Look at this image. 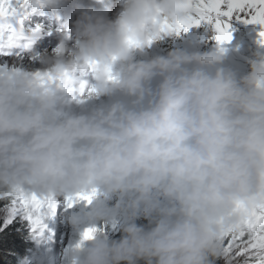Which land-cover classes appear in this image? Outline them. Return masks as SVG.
Listing matches in <instances>:
<instances>
[{
  "label": "clouds",
  "instance_id": "9594fccd",
  "mask_svg": "<svg viewBox=\"0 0 264 264\" xmlns=\"http://www.w3.org/2000/svg\"><path fill=\"white\" fill-rule=\"evenodd\" d=\"M115 3V19L77 0L20 6L34 15L73 5L79 15L51 54H35L40 70L0 67V198L92 196L65 217L83 227L68 264H241L224 243L264 210V55L244 75L224 67L218 42L138 59L193 30L175 31L195 0ZM10 27L0 19V54L43 38L5 37Z\"/></svg>",
  "mask_w": 264,
  "mask_h": 264
},
{
  "label": "rangeland",
  "instance_id": "374dc122",
  "mask_svg": "<svg viewBox=\"0 0 264 264\" xmlns=\"http://www.w3.org/2000/svg\"><path fill=\"white\" fill-rule=\"evenodd\" d=\"M231 23L233 39L231 43H226L223 45V48L226 52L225 62H230L233 64L237 68L236 71L240 75H244L250 71L249 60L254 59L257 54L264 55V47L260 46V37L258 35L262 29L259 26L245 25L242 22L236 21L235 19ZM25 24H29L32 28L31 19L29 17L25 19ZM49 30H46L43 35L45 38L50 36V40H53L54 38L53 42L51 41V46L53 47H49V45H44L42 43L36 52H34L32 55H29V58L24 57L22 59L19 58L13 60L0 59V64L14 66L12 64H16V62H19V64L22 65L24 63H30L32 72L40 70L41 68L36 67V69L33 67L34 64L37 63L35 61H38L34 58L35 54H42L45 50H49V54H51L52 50L60 43V37H56L58 35H56L54 28H49ZM196 30L197 29L194 28L191 33H187L180 39L174 41L171 45V48L183 49L181 46V44H183L189 49H192L193 47L191 46V41L193 42V38H197L196 40L198 41V45L199 42H205L208 45L206 52L210 48L213 49L214 44L217 45V41L214 39L216 33L212 26L203 25L199 33H196ZM22 32H24V29H22ZM26 32L29 34V31ZM249 46L251 54H248L247 52ZM6 51H8L9 54H13L12 49H8ZM199 52L202 53L200 50H197L195 53ZM23 69L30 71L26 68ZM6 199L8 200L9 205L0 210V224L4 226L13 222H17L31 232L32 242L35 249L34 256L36 257L33 264H68L67 252L79 242L83 227L81 228V231L78 232L71 226V224L66 221L65 217L67 214L82 213L86 206V202L73 200V206L69 208L68 200L63 197L59 198L55 203V211L51 218H47V214L49 212L45 210L42 223L43 234L41 236L40 230H34V227L28 218V213L24 211H18L15 215H13L11 212V209L14 206L13 200L12 198ZM16 203H18V201ZM97 227L103 228L113 240H119L122 237V232L118 229H114L112 226L105 228L104 225L98 224ZM240 262L241 264H256V259L253 258L248 260L246 258H240ZM221 264H223V261H221Z\"/></svg>",
  "mask_w": 264,
  "mask_h": 264
},
{
  "label": "snow or ice",
  "instance_id": "6c2138e0",
  "mask_svg": "<svg viewBox=\"0 0 264 264\" xmlns=\"http://www.w3.org/2000/svg\"><path fill=\"white\" fill-rule=\"evenodd\" d=\"M27 0H23V4ZM22 5V4H21ZM19 9L13 6L12 0H0V19L11 18L18 14ZM195 15L179 22L175 31L188 32L203 25L213 27L216 35L214 39L221 45L230 43L233 39L232 21L242 22L245 25L259 26V43L264 45V0H195ZM92 196H80L79 200L91 202ZM73 206L69 198L68 207ZM45 210L55 211L53 200L42 201L35 196L30 199L21 194L18 203H15L11 212L28 213L34 230L43 234L42 220ZM95 230H87L83 238L90 239ZM225 254L237 259H256V264H264V210L256 212L247 219L238 232L230 234L224 243Z\"/></svg>",
  "mask_w": 264,
  "mask_h": 264
},
{
  "label": "trees",
  "instance_id": "16d2710c",
  "mask_svg": "<svg viewBox=\"0 0 264 264\" xmlns=\"http://www.w3.org/2000/svg\"><path fill=\"white\" fill-rule=\"evenodd\" d=\"M247 52L251 54L250 46ZM8 205L6 198H0V210ZM147 223L143 219L137 221L141 226ZM34 251L32 234L23 225L17 222L4 226L0 224V264H32Z\"/></svg>",
  "mask_w": 264,
  "mask_h": 264
},
{
  "label": "bare ground",
  "instance_id": "6f19581e",
  "mask_svg": "<svg viewBox=\"0 0 264 264\" xmlns=\"http://www.w3.org/2000/svg\"><path fill=\"white\" fill-rule=\"evenodd\" d=\"M12 2H13V5L14 6H16L18 9H19V11H18V14L16 15V16H14V17H11V18H9V23H10V25H11V27L7 30V32L5 33V37H7L8 35V33L9 32H12L13 30H17L18 28H16V27H14V25H17V24H20V23H23L24 22V20L26 19V17L27 16H29V15H26L21 9H20V6H21V4H23V1H21V0H12ZM29 11V10H28ZM38 28L39 27H41V25H39V26H37ZM201 30V29H200ZM50 31V30H49ZM33 32V30H29V33H32ZM61 33V31H56V34H60ZM191 33V32H190ZM25 35H27L26 33H25ZM192 35V34H191ZM197 39V38H196ZM53 40H54V38H53ZM53 40H50V39H45V41L43 42V44L44 45H49V47H53V46H51L52 45V43H51V41L53 42ZM36 42H38L37 43V46H38V44H39V42H40V40L39 41H36ZM205 43V42H204ZM203 42H199V50L200 51H202V53H205L206 52V49H207V47H208V45L205 43L204 44ZM218 45H216V44H214V48L212 49V48H210L209 50H207V52H210V51H213V50H215L216 49V47H217ZM166 47L167 46H165L164 47V49L167 51V52H169L167 49H166ZM37 48V47H36ZM35 48V49H36ZM48 52H49V50H48ZM171 52V51H170ZM200 53V52H199ZM24 57H27V58H29V55H22V56H18V55H15V54H12V55H0V59H7V60H13V59H22V58H24ZM32 61V60H31ZM35 62H37L36 64H34V68H42V65L39 63V61H35ZM12 65H14V66H6V65H4V64H0V67H7V68H9V69H11V68H14V67H19V68H26V69H29L30 71L29 72H32V68H31V64L30 63H27V64H19V62L17 63L16 62V64L14 63V64H12ZM224 67L225 68H231L232 70H234V71H236L237 70V68L233 65V64H231L230 62H225L224 63ZM36 68V69H37ZM239 71V70H238ZM34 72V71H33ZM240 72V71H239Z\"/></svg>",
  "mask_w": 264,
  "mask_h": 264
}]
</instances>
